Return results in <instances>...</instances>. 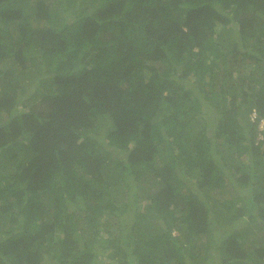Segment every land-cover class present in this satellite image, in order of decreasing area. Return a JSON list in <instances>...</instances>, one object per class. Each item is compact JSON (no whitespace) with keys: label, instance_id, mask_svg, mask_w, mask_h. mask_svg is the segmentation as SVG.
<instances>
[{"label":"trees","instance_id":"1","mask_svg":"<svg viewBox=\"0 0 264 264\" xmlns=\"http://www.w3.org/2000/svg\"><path fill=\"white\" fill-rule=\"evenodd\" d=\"M1 114L0 264H264V0H0Z\"/></svg>","mask_w":264,"mask_h":264},{"label":"rangeland","instance_id":"2","mask_svg":"<svg viewBox=\"0 0 264 264\" xmlns=\"http://www.w3.org/2000/svg\"><path fill=\"white\" fill-rule=\"evenodd\" d=\"M2 115V114H1ZM3 117H1L0 116V118H2V119H4L5 120V118L7 117V114H3L2 115ZM238 224H240V225H243L244 223L242 222V221H240V222H238ZM229 225H227V227H228ZM175 233H178V231L177 230H175L174 231ZM213 233H214V237H213V241H210V242H214V243H218L219 242V237H220V226L219 227H217V226H215L214 228H213ZM254 235V234H253ZM255 236V235H254ZM253 237V236H252ZM96 246H97V250L99 251V254H104V249L102 248V247H99V242H97L96 243ZM214 251H216V249H213ZM215 255L217 254V252L216 253H214Z\"/></svg>","mask_w":264,"mask_h":264},{"label":"clouds","instance_id":"3","mask_svg":"<svg viewBox=\"0 0 264 264\" xmlns=\"http://www.w3.org/2000/svg\"><path fill=\"white\" fill-rule=\"evenodd\" d=\"M255 115H256V114H255ZM255 115H254V112H253L252 116L254 117ZM263 126H264V120H262V121H261V124H260V127H261V128H262Z\"/></svg>","mask_w":264,"mask_h":264},{"label":"built area","instance_id":"4","mask_svg":"<svg viewBox=\"0 0 264 264\" xmlns=\"http://www.w3.org/2000/svg\"><path fill=\"white\" fill-rule=\"evenodd\" d=\"M256 113H255V111H254V115H255Z\"/></svg>","mask_w":264,"mask_h":264}]
</instances>
